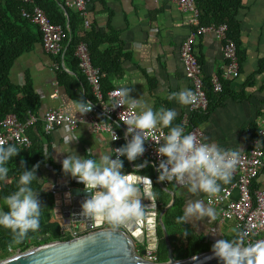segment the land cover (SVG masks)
<instances>
[{"label":"crops","instance_id":"obj_1","mask_svg":"<svg viewBox=\"0 0 264 264\" xmlns=\"http://www.w3.org/2000/svg\"><path fill=\"white\" fill-rule=\"evenodd\" d=\"M53 1H56L63 11L66 22L77 12L75 8L67 6V3L73 0ZM31 5L33 9L40 7L36 5V0ZM88 10L91 25L106 36L116 35L119 41L118 45L104 44L101 50L119 47L127 56L121 70L106 78L108 85L113 89L128 87L131 99L143 101L154 112L159 111L161 107L174 109L177 116L172 126L180 124L184 128L185 118L191 117L190 104L181 105L175 98L169 99V96L184 89L193 91V83L187 77L181 56L183 45L197 29L191 23V15L183 11L179 3L170 0H89ZM237 18L241 23L240 51L244 59L241 61L239 78L231 82L235 97L214 100L208 120L199 127L205 133L206 143H215L221 149L246 153L250 150L253 129L264 127V0H243V7ZM89 29L90 27L76 28V32L82 35ZM197 54L203 65L206 83L216 74L225 71L227 62L224 58L223 41L217 33L208 32L198 37ZM62 64L59 69L58 57L48 54L44 45L39 43L32 51L19 58L11 71V80L15 85H33L35 93L39 96L40 118H44L52 110H61L72 116L79 114L75 112L74 102L84 100L88 84L84 83L83 76L79 74L75 64L71 61H63ZM59 73L62 77L61 83ZM113 125L122 138L117 142L118 145H125L127 141L123 127L117 122H113ZM42 133L47 148V160L37 171L41 188L35 191L42 203L41 210L48 213L53 222L59 224L64 234L73 236L75 233H87L85 223H73L64 219L61 214L57 217L51 203L54 186L60 179L71 177L70 173H63L61 161L67 155L76 154L96 161L106 154L113 159L114 142L107 133H95L88 123L81 124L75 130L62 126L50 135L45 134L42 127ZM66 137H75L78 140L68 143ZM89 148L91 155L87 154ZM121 160L124 162L125 173L132 172L135 164L142 163L139 157L134 162H129L124 156ZM138 174L151 178L153 192L161 200H168V205H174L176 200H180L185 209L188 203L199 199L214 209V220L204 217L203 220L187 221L192 230L207 237L209 250L216 240L237 238L236 233L232 231L235 228L234 223L221 221L220 210L209 205L210 197L207 194H193L187 185L177 181L169 186L161 185L157 182L155 168L150 164ZM236 181L232 177L227 184L220 182V191L232 188L233 199H238L240 192L234 187ZM107 225L109 224L105 226ZM212 229L216 231L215 235L207 233V230Z\"/></svg>","mask_w":264,"mask_h":264},{"label":"clouds","instance_id":"obj_2","mask_svg":"<svg viewBox=\"0 0 264 264\" xmlns=\"http://www.w3.org/2000/svg\"><path fill=\"white\" fill-rule=\"evenodd\" d=\"M129 92L128 87H120L112 93V109L127 105L129 114L121 112L119 120L127 125L124 138L127 140L129 135L132 137L125 145L114 149L116 159H110V155L106 154L96 161L76 154L67 155L61 161L63 173H70L72 178L83 184L84 191L90 194L81 204V216L118 224L140 220L148 214V210L155 208L153 181L149 176L138 174L149 162L145 160L135 164L132 172L125 173L124 162L120 157L124 156L129 162H134L143 156L146 140L151 139L159 145L160 138L156 135L158 126L170 128V131L163 136L164 144L156 149L158 156L167 158L161 160L158 167L152 165L158 172L157 182L175 180L187 185L191 193L203 192L209 197L220 191V182H230L239 159L238 151L221 149L215 143L198 142L193 134L185 135L182 126H172L177 116L174 109L161 107L154 112L143 101L131 99ZM172 98L181 105H189L196 100L195 94L188 89L171 93L169 99ZM93 108L90 100L79 99L74 102L75 112L81 116L90 113ZM136 109L140 111L136 112ZM108 131L112 133V141L120 138L110 127ZM72 140L78 139L66 137V142L70 143ZM19 153L20 149L15 144L5 146V141L0 140V181L7 182L9 168L6 165ZM87 154H92L90 148ZM25 164L22 160L23 169ZM38 168L39 164L22 172L18 190L4 198L8 211L0 210V226L11 230L15 242L23 240L29 231H36L40 226L42 203L38 193L31 187L32 181L38 179ZM145 199L150 204H143L142 200ZM204 217L214 220L216 214L213 208L197 199L186 205L184 215L178 217L177 221L186 223L190 219L203 220ZM232 231L237 238L231 241L222 238L216 240L211 248L212 255L207 259H217L222 264H264V240L245 246L243 239L247 233H241L237 228ZM207 233L215 235L216 231L207 230Z\"/></svg>","mask_w":264,"mask_h":264},{"label":"trees","instance_id":"obj_3","mask_svg":"<svg viewBox=\"0 0 264 264\" xmlns=\"http://www.w3.org/2000/svg\"><path fill=\"white\" fill-rule=\"evenodd\" d=\"M196 2L201 12V27L213 25H226L228 27L227 35L236 43L241 63L244 59L240 51L242 29L237 15L243 7V0H196ZM36 5L47 12L54 24L63 27L65 54L56 56L58 57L59 69L62 68L63 61H71L76 65L80 74L78 61L74 53L80 43H86L91 53L93 65L106 74L102 81L104 92L112 90L113 88L108 85L109 82L106 78L121 70L122 63L127 56L119 47L109 48L105 51H102L101 47L108 43L118 45L119 41L116 35L106 36L97 31L96 27L91 25V23L89 30H85L82 35H78L76 28H85V20L79 12L72 14L67 23L64 13L56 1L36 0ZM32 9L33 5L20 0H0V122L11 114L17 115L22 122H27L31 113L39 117V96L35 93L33 85L28 83L22 87L15 85L11 80V71L19 58L32 51L37 44L42 43L44 45L43 32L30 19L24 16L25 11ZM222 74L220 73V75ZM83 81L86 85L88 84L84 101L90 100L95 103V97L87 79L83 77ZM61 82L62 77L61 73H59V83ZM231 82L224 81V92L216 93L212 80L207 81V91L211 102L210 108L203 115L199 114L193 117V127H199L208 120L214 100H225L235 97L231 90ZM163 129L170 131V128ZM28 135L32 139V145L27 147L23 144L15 143L16 147L20 149V153L16 157H12L6 165L9 168L7 182L0 181V206L4 212L8 211L4 198L18 190V181L22 172L25 169L30 170L34 165L39 164V168L36 170L38 178L37 171L45 165L47 160V148L43 140L42 123L31 128ZM252 135L253 137L258 136L256 128L253 129ZM22 160L26 162L25 169L21 166ZM31 187L34 191L41 188L39 179L33 180ZM260 188L261 185L255 182L253 190L256 191ZM167 201L160 199L159 213L168 205ZM184 211V203L176 200L163 217L172 242L175 260H184L209 251L206 236L197 234L187 222L177 221L178 217L184 215ZM39 223L38 230L29 231L26 237L19 242L14 241L10 229L0 226V260L14 255L18 249L27 251L32 247L54 241H68L74 237L86 234L81 233L76 236L64 234L59 228V224L53 222L51 216L42 210ZM40 238L42 241H39ZM157 254L160 262L168 261V250L160 225H158Z\"/></svg>","mask_w":264,"mask_h":264},{"label":"built area","instance_id":"obj_4","mask_svg":"<svg viewBox=\"0 0 264 264\" xmlns=\"http://www.w3.org/2000/svg\"><path fill=\"white\" fill-rule=\"evenodd\" d=\"M20 1L28 4L35 3V0ZM170 1L179 3L182 10L191 15V23L194 28H197L186 40L181 50L187 77L193 83L192 92L196 96L195 102L190 104L191 117H186L184 121V134H193L197 137L198 142L206 143L204 131L200 127H192L191 125L192 118L199 113L208 112L211 104L203 65L197 54L198 37L208 32H215L223 41V52L227 65L222 75L216 74L212 78V84L216 93L224 92V81L238 79L241 74L238 48L236 43L228 37V27L226 25L201 27V12L196 0ZM67 6L75 8L84 18L85 27H90L89 0H73L72 2H68ZM24 16L30 19L43 32L44 48L48 54L55 56L65 54L63 45L64 30L62 26L54 24L40 7L25 11ZM74 55L78 61L79 71L87 79L95 97L93 110L84 116H81L80 113L77 116H72L61 110H52L44 118L37 117L31 113L30 119L27 122H22L17 115L11 114L0 122V140L5 141V145L19 143L31 146L32 139L28 135V132L39 123H42L44 133L47 135L53 134L62 126L75 130L81 124L88 123L95 133H107L112 138V133L108 131L110 127L120 137L118 140L113 141L114 149L121 147L117 142L122 138L115 129L113 122L119 123L123 127L124 132L126 131L127 125L119 120V115L123 111L125 114H129L127 105L118 106L115 109L111 108L114 101L112 93L116 89L104 92L102 81L106 75L100 68L93 65L91 53L86 43H80L76 47ZM135 111L137 112V110ZM161 132L163 135H161ZM167 134V131L158 126L156 135L160 138V144H156L151 139L146 140L144 143L145 152L143 156L139 157L141 162L147 160L150 165L155 164L158 167L161 160L167 159L166 157L158 156L156 151L157 147L164 144L163 136ZM131 138V135H129L127 140H125L128 142ZM249 145L250 150L248 152L239 153L238 162L232 173V177L237 180L234 187L239 190L240 197L233 199L234 190L232 188H224L209 198L211 201L209 205L220 210L222 222H233L239 232L247 233L243 239L245 246L258 240H264V127L258 130V136L253 137ZM113 159H116L115 152ZM156 174L158 177L157 171ZM70 182L73 185H81L74 178L70 179ZM174 182L175 180L164 181L160 182V184L169 186ZM255 182L261 185V188L256 191L253 190ZM76 235L78 234L75 233L74 236ZM39 241H42V239L40 238ZM18 252L24 251L18 249ZM143 258L153 263L160 262L157 250L146 248V254L143 255Z\"/></svg>","mask_w":264,"mask_h":264},{"label":"water","instance_id":"obj_5","mask_svg":"<svg viewBox=\"0 0 264 264\" xmlns=\"http://www.w3.org/2000/svg\"><path fill=\"white\" fill-rule=\"evenodd\" d=\"M70 179L72 177H64L54 186L51 203L57 217L61 214L73 223H85L88 232L68 241H54L18 252L0 260V264H222L217 259H207L212 255L211 250L184 260H175L172 242L163 221L173 203L159 213L160 198L156 193L155 208L148 210L144 218L110 223L80 215L81 204L90 194L84 191L83 184L73 185ZM163 189L169 192L166 187ZM142 203L148 205L150 201L145 199ZM158 225L164 233L168 261L153 263L145 260L143 255L146 248L157 250Z\"/></svg>","mask_w":264,"mask_h":264},{"label":"rangeland","instance_id":"obj_6","mask_svg":"<svg viewBox=\"0 0 264 264\" xmlns=\"http://www.w3.org/2000/svg\"><path fill=\"white\" fill-rule=\"evenodd\" d=\"M14 254H16V252Z\"/></svg>","mask_w":264,"mask_h":264}]
</instances>
